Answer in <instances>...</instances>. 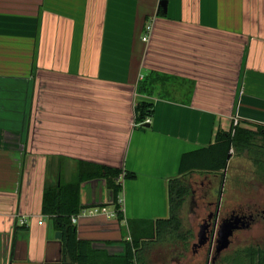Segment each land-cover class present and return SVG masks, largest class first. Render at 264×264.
<instances>
[{
    "label": "crops",
    "instance_id": "obj_1",
    "mask_svg": "<svg viewBox=\"0 0 264 264\" xmlns=\"http://www.w3.org/2000/svg\"><path fill=\"white\" fill-rule=\"evenodd\" d=\"M139 101L153 111L142 128ZM233 118L264 126V0H0V264L63 260L43 192L80 164L134 174L119 179L123 221L75 225L93 250L123 256L127 222L166 218L183 156ZM79 205L115 212L102 178L80 185Z\"/></svg>",
    "mask_w": 264,
    "mask_h": 264
},
{
    "label": "trees",
    "instance_id": "obj_2",
    "mask_svg": "<svg viewBox=\"0 0 264 264\" xmlns=\"http://www.w3.org/2000/svg\"><path fill=\"white\" fill-rule=\"evenodd\" d=\"M158 15H163L161 10L158 11ZM143 88L145 89V86L141 82L137 92L140 93ZM134 113V125L142 128L141 124L153 113L152 105L139 101L135 104ZM253 127L254 129L245 127L239 122L234 129V134L231 130L229 132L218 130L213 143L207 148L184 155L178 175L167 181V217L152 222H127L129 240L124 242L123 256H108L104 252L93 250L91 243L77 239L76 227L71 224L70 218L84 209L79 205L80 185L88 180L102 178L112 194L116 218L123 221L118 203V195L122 190L119 179H132L133 173L80 164L73 183L61 184L58 187L46 185L41 212L43 216L52 220L54 229L62 235L63 260L59 264H147L148 249L153 244L172 236L181 241L186 249L194 236L190 230L183 229L179 214L190 195L187 178L191 174L204 173L222 177L230 160V150H234L238 154L249 155L256 169V176L264 179V126ZM223 262L225 264H264V249L247 247L224 258Z\"/></svg>",
    "mask_w": 264,
    "mask_h": 264
},
{
    "label": "rangeland",
    "instance_id": "obj_3",
    "mask_svg": "<svg viewBox=\"0 0 264 264\" xmlns=\"http://www.w3.org/2000/svg\"><path fill=\"white\" fill-rule=\"evenodd\" d=\"M255 172L256 169L249 155L238 154L232 150L222 177L204 173L191 174L187 178L190 195L185 200L179 217L183 229L190 230L194 238L186 249L181 241L175 239V236L153 244L146 254L147 264H205V247L193 253L191 246L195 242V234L199 231L202 220L212 211L210 207L218 203L222 215L240 208L242 210L254 208L258 216L256 224L250 231L234 233L228 250L223 252L214 263H212L213 244L209 264H225L224 258L247 247L264 249V215H262L264 179L257 177ZM108 210L111 211L110 208Z\"/></svg>",
    "mask_w": 264,
    "mask_h": 264
},
{
    "label": "water",
    "instance_id": "obj_4",
    "mask_svg": "<svg viewBox=\"0 0 264 264\" xmlns=\"http://www.w3.org/2000/svg\"><path fill=\"white\" fill-rule=\"evenodd\" d=\"M159 7L162 9V12L165 14L167 10V1H161ZM148 127V126H146ZM227 167V166H226ZM226 171V168L224 172ZM243 219L239 217H234L232 219H226L216 224L214 231V262L223 252L228 250L231 244V238L234 233L244 229L245 227L242 224ZM241 223V226L239 225ZM208 225L207 222H204L200 227L199 231L195 234V242L192 244L191 249L193 253H196L201 248L205 247L209 243V237L207 235ZM61 233L57 232L55 234V239L61 240Z\"/></svg>",
    "mask_w": 264,
    "mask_h": 264
},
{
    "label": "flooded vegetation",
    "instance_id": "obj_5",
    "mask_svg": "<svg viewBox=\"0 0 264 264\" xmlns=\"http://www.w3.org/2000/svg\"><path fill=\"white\" fill-rule=\"evenodd\" d=\"M210 208H212V211L209 212L207 214L206 218L202 220V224L204 222H207V225H208L207 235L209 237V243L205 246V251H204V258L206 260L205 264L210 263L209 259L211 258L213 239H214V231H215L216 224H218L221 221L226 220V219H232L234 217H239V218L243 219L242 224L245 227L244 229H242L240 231L248 232L251 230L252 226H254L256 224V220H257V216H258V214H256L257 210L254 208H247L246 210H242L240 208L237 210H233L229 214H226V215L221 214L220 203H218L216 205L214 204ZM262 215H264V212H262ZM239 225L241 226V223ZM240 231H238V232H240ZM212 263H214V262H212Z\"/></svg>",
    "mask_w": 264,
    "mask_h": 264
},
{
    "label": "built area",
    "instance_id": "obj_6",
    "mask_svg": "<svg viewBox=\"0 0 264 264\" xmlns=\"http://www.w3.org/2000/svg\"><path fill=\"white\" fill-rule=\"evenodd\" d=\"M151 31H152V24H148L143 32V36H142V42L143 43H147L149 41L150 35H151ZM144 123H149L148 120H145ZM238 119L237 118H233L232 120V128H231V132L232 134H234V129L238 126ZM232 150H230L231 152ZM120 180H123L122 178H120ZM95 216H105L107 218L115 216V212H111L108 210V208L106 206H93V207H88V208H84L82 209L77 215H74L70 218V222L72 225H76L77 221L80 217H95ZM21 225L22 226H26L27 225V221L25 219L21 220ZM39 224H42L41 222H39ZM129 240V238H128Z\"/></svg>",
    "mask_w": 264,
    "mask_h": 264
}]
</instances>
